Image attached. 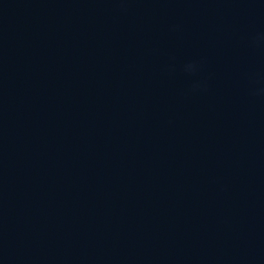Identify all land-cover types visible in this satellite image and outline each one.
Returning <instances> with one entry per match:
<instances>
[{"label":"water","instance_id":"1","mask_svg":"<svg viewBox=\"0 0 264 264\" xmlns=\"http://www.w3.org/2000/svg\"><path fill=\"white\" fill-rule=\"evenodd\" d=\"M0 264H264V0H0Z\"/></svg>","mask_w":264,"mask_h":264}]
</instances>
